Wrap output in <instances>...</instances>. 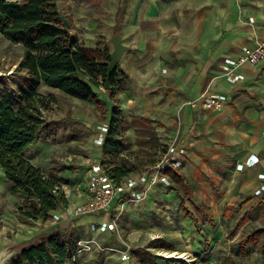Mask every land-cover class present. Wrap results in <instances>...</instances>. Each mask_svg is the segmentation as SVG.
<instances>
[{
  "label": "crops",
  "instance_id": "crops-1",
  "mask_svg": "<svg viewBox=\"0 0 264 264\" xmlns=\"http://www.w3.org/2000/svg\"><path fill=\"white\" fill-rule=\"evenodd\" d=\"M58 7L88 49L112 43L120 33L127 49L117 68L128 79L115 105L128 115L162 118L174 131L173 142L187 150L177 169L191 186L185 204L197 218L184 215L181 187L158 184L166 205L177 202L180 222L192 227L189 235L164 236L174 245L171 251L186 250L195 258L177 263L212 258L221 246L209 238H223L236 248L229 250L227 264H264V233L256 242L242 243L264 230V190L256 194L264 187V62L244 65V77L236 83L222 69L226 58L264 41V0H58ZM205 91L227 95L225 108L188 104ZM251 156L255 164L239 169ZM120 204L117 200L114 213ZM162 255L156 254L158 261Z\"/></svg>",
  "mask_w": 264,
  "mask_h": 264
},
{
  "label": "trees",
  "instance_id": "trees-1",
  "mask_svg": "<svg viewBox=\"0 0 264 264\" xmlns=\"http://www.w3.org/2000/svg\"><path fill=\"white\" fill-rule=\"evenodd\" d=\"M0 34L25 48L21 69L27 73L16 93L8 90L6 82H0V167L12 182L11 191L24 194L22 201L26 209H22V213L32 220H47L68 201L62 189V178L45 172L25 156L44 133L50 136L43 111L49 108L54 96H44L38 87L44 82L71 97L107 107L96 89L105 85L111 53L101 60L98 48L82 46L65 24L58 0H0ZM127 79L123 71L114 70L111 88L105 91L107 96L114 97L124 91ZM105 118L108 131L102 145L103 163L112 179L119 183L136 168L123 157V152L133 145L128 131L134 127L137 134L150 136L154 127L150 118L133 116L129 119L116 105ZM166 174L183 190L184 215L196 219L185 204V197L192 195L185 175L178 169H169ZM262 233L263 229L253 231L242 243L256 242ZM77 242L78 238L55 228L36 244L23 249L11 264H66L76 251ZM138 256L146 264H156L147 251L138 252Z\"/></svg>",
  "mask_w": 264,
  "mask_h": 264
},
{
  "label": "rangeland",
  "instance_id": "rangeland-1",
  "mask_svg": "<svg viewBox=\"0 0 264 264\" xmlns=\"http://www.w3.org/2000/svg\"><path fill=\"white\" fill-rule=\"evenodd\" d=\"M98 49L101 52L100 59L102 60L113 51L114 46L112 43H107L100 45ZM24 55L25 48L22 45L14 44L0 34V82H6L11 93H16L18 88L23 85V77L27 74L25 70L21 69ZM38 91L47 97L54 96L49 108L43 111L50 136L48 137L44 133L38 143L25 152V156L45 172L61 177L62 188L67 193H70L68 191L70 189L72 196L76 195L72 198L73 202L82 203L85 200V195L80 196L77 193L75 182L79 181L78 175L83 174L82 169L85 167L87 159L98 155L103 161V144H97L96 139L101 132L99 126L107 123L106 113L115 105V96H107L105 85L96 89L99 99L106 101L107 108L102 104L96 105L91 101L71 97L44 82H41ZM125 115L129 119L134 116L126 113ZM150 119L154 127V132L150 136L137 134L134 127L127 133L133 145L123 152V157L131 165L136 166L133 173L143 174L149 171L168 145L175 143L173 142L175 134L172 127L168 126L162 118L151 116ZM180 148L184 150V160L181 165L183 166L188 158V153L185 148ZM173 185L180 187L171 179L168 184H163V187L172 190ZM11 187L12 182L6 178L0 167V251L8 250L11 253L4 264H11L15 256L23 249L36 244L46 233L55 228L78 239L80 237L91 238L93 233L90 231V225L101 220L95 215H84L68 221L62 220L60 223L55 222L53 216L47 220H32L22 213L26 209L22 201L24 194L13 193ZM159 190L160 187L157 184L144 198L127 202L130 204L128 208L123 205L118 210L115 209V213L112 211V217L121 211L118 218L119 231L116 234L112 231L98 233L95 229L93 237H97V243L94 245L93 251L88 253L78 264H89L92 261H96L97 264H144L138 256V252L141 251L149 252L156 264L166 263L165 261L169 260H171L169 264H178L177 261L181 260V258H177L178 256L193 259L194 256L185 252L186 250L171 251L170 248H174L172 247L174 245L170 240L164 238V236L170 238L174 233L183 234L186 232L185 234L189 235L192 227L187 223L180 222L181 214L180 208L178 209L176 206L177 202H175L176 205L174 203L166 205V200L161 194H158ZM63 209L60 208L54 213H63ZM160 233H163V236L159 237ZM224 238L228 240L229 236H224ZM209 239L221 247L213 252L216 257H205L201 261L227 264V254L229 250L235 251V244L225 241L223 238L219 240L220 242ZM99 243H102L101 246ZM213 243L210 242L209 253L212 252ZM206 247L208 249L209 245ZM160 250H163L162 252L165 254L160 256L163 257L160 258L162 262L158 261L157 257L159 256H156V254L162 253ZM122 251H127L128 259H122ZM166 253L174 256L167 257ZM198 259L200 260V258ZM184 263L188 262L184 260Z\"/></svg>",
  "mask_w": 264,
  "mask_h": 264
},
{
  "label": "built area",
  "instance_id": "built-area-1",
  "mask_svg": "<svg viewBox=\"0 0 264 264\" xmlns=\"http://www.w3.org/2000/svg\"><path fill=\"white\" fill-rule=\"evenodd\" d=\"M264 62V41H258L255 44L246 45L243 47L242 52L237 57H228L223 63V76L230 82L236 83L240 81L244 75L241 68L244 65H256ZM227 95L220 93H212L205 91L198 99L188 101V104L195 107L201 104L203 107L221 111L227 104ZM100 133L96 139L97 144L102 145L105 141L108 131V124L99 126ZM184 160V150L176 145V143L169 144L165 151L160 156L156 164L146 173L143 174H130L125 177L121 182L117 183L107 172L103 161L98 155L87 159L85 167L82 169L83 174L78 175L79 181L76 183L77 193L85 195V200L82 203L73 202L75 194L72 196V191L67 193L65 189L64 195L67 199V205L63 207L64 212L55 214L53 213L54 221L57 223L62 220H70L84 215H96L103 217L101 222H94L90 225V231L93 233L92 237H80L77 242V249L71 259L66 264H78L88 253L93 251L94 245L97 243L94 230L98 233L105 231L118 232V218L119 214L112 217V211L116 201H120L121 207L129 201L140 200L144 198L149 191L159 183H169V178L166 171L169 169L179 168ZM257 159L249 157L245 163L239 164V169L244 165L253 166ZM264 178V175H261ZM68 184V183H65ZM65 188V187H64ZM264 190L261 187L256 191L260 194ZM122 201V202H121ZM102 243H99L101 246ZM165 255V254H163ZM173 254L166 253L167 257H172ZM178 256V255H177ZM127 251H122V259H128ZM189 263L194 259L189 257H181ZM198 264H215L211 262L200 261Z\"/></svg>",
  "mask_w": 264,
  "mask_h": 264
},
{
  "label": "water",
  "instance_id": "water-1",
  "mask_svg": "<svg viewBox=\"0 0 264 264\" xmlns=\"http://www.w3.org/2000/svg\"><path fill=\"white\" fill-rule=\"evenodd\" d=\"M114 49L111 52V60L107 65V72L105 77V90H109L111 88V76L114 70L117 69L118 64L123 56L124 51L127 49L126 45L122 42V37L120 33H116L115 36L111 39ZM10 251L4 250L0 251V264H4L5 261L10 256Z\"/></svg>",
  "mask_w": 264,
  "mask_h": 264
},
{
  "label": "bare ground",
  "instance_id": "bare-ground-1",
  "mask_svg": "<svg viewBox=\"0 0 264 264\" xmlns=\"http://www.w3.org/2000/svg\"><path fill=\"white\" fill-rule=\"evenodd\" d=\"M172 256V255H171Z\"/></svg>",
  "mask_w": 264,
  "mask_h": 264
}]
</instances>
